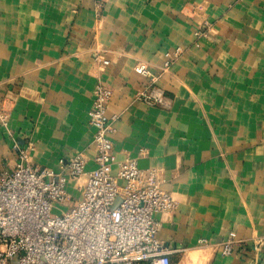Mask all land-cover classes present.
Masks as SVG:
<instances>
[{
    "label": "crops",
    "instance_id": "obj_1",
    "mask_svg": "<svg viewBox=\"0 0 264 264\" xmlns=\"http://www.w3.org/2000/svg\"><path fill=\"white\" fill-rule=\"evenodd\" d=\"M138 62L168 105L138 99ZM98 83L117 159L156 170L178 203L156 214L172 264H264V0H0V171L15 142L34 165L82 154L94 169ZM83 185L69 179L73 200Z\"/></svg>",
    "mask_w": 264,
    "mask_h": 264
},
{
    "label": "built area",
    "instance_id": "obj_2",
    "mask_svg": "<svg viewBox=\"0 0 264 264\" xmlns=\"http://www.w3.org/2000/svg\"><path fill=\"white\" fill-rule=\"evenodd\" d=\"M104 0H97L102 7ZM205 21L195 34L201 37ZM180 49L166 54L164 69ZM136 69L151 82L137 95L151 106H166L165 91L155 83L149 66ZM112 89L98 83L89 123L94 127L96 167L87 170L82 155L66 161L61 171L34 165L28 149L17 142L14 169L0 171V264H172L174 249L160 238L157 213H173L177 201L154 169H142L137 160H118L108 116ZM6 116L0 109V121ZM114 166L117 171L114 173ZM69 179L84 181L81 198L73 200ZM204 242V241H202ZM234 253V242L222 245Z\"/></svg>",
    "mask_w": 264,
    "mask_h": 264
},
{
    "label": "rangeland",
    "instance_id": "obj_3",
    "mask_svg": "<svg viewBox=\"0 0 264 264\" xmlns=\"http://www.w3.org/2000/svg\"><path fill=\"white\" fill-rule=\"evenodd\" d=\"M210 26H211V23H210V25H209L208 29L206 30V32L209 30Z\"/></svg>",
    "mask_w": 264,
    "mask_h": 264
}]
</instances>
